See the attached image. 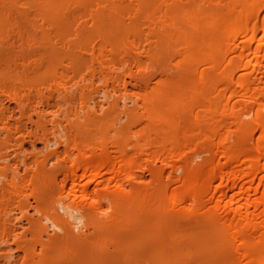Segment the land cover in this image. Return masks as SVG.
Returning <instances> with one entry per match:
<instances>
[{"label": "bare ground", "instance_id": "6f19581e", "mask_svg": "<svg viewBox=\"0 0 264 264\" xmlns=\"http://www.w3.org/2000/svg\"><path fill=\"white\" fill-rule=\"evenodd\" d=\"M87 1L85 3H88ZM136 1L142 9L139 6L133 8L134 3L132 7L129 6L131 3L127 5L125 0L119 2L103 0L104 6L107 3L103 8V10L107 9V16L104 17L108 18L111 24L109 28L104 29L106 34L101 31L103 33L101 35L110 39L109 43L106 41L108 52H119V55L121 52V58L124 57V53L130 56L129 52L140 48L138 45L140 46L141 40L137 42L134 38H137L135 35L141 36L142 33L139 32L138 27H141L139 21H145L144 26L147 25L148 28V34L145 35L148 37L144 40H147L145 45L148 50L143 48L148 51L146 55L148 58L144 57L147 61L139 60L137 56L136 58L130 56L132 66L128 64L129 68L126 72L129 80L145 88L142 87V95L134 93V96L137 95L134 100L128 98V101H135L134 107L131 105L133 108L130 106L128 108L125 104L122 106L124 109L115 107L114 99L111 103V100H106L111 98L106 93L102 98L105 99L107 96L105 99L107 102L103 99L101 101H104L105 105L109 102L112 108L104 113L99 110L102 106L98 105L99 100L98 103L95 102L100 114L102 112L106 115L114 113V110L117 112L124 110L127 131L130 134L129 138L131 137L127 141L131 143V139L134 140L136 137L134 140L136 142L131 143L135 149L132 150L135 151L134 155L129 154L131 149L127 150L129 147L132 148L128 142L126 149L124 148L126 154L129 152L127 155L119 143L107 142L106 138L100 141L99 153H96L98 147H94L88 138H84L86 140L70 138L71 141L68 140L66 143L69 144L66 145L76 154L69 152V149L66 150L63 159L65 170H61L64 172L62 175L65 174V179L55 190L57 198L52 201V208L66 197L68 203L62 202V204L66 208L74 207L75 213L78 214V217H75L78 223L82 221L86 229H96L100 233L109 232L110 241L117 238L113 237L116 235L113 229L118 223L121 226L118 227L123 232V229H129L131 226V218H138L140 222L136 221L137 219H133V222L136 221L138 226L141 224V227L146 225L148 229L150 226L153 227V237L164 235V241L161 237L162 240L157 239L160 241L159 244L152 237L159 245L156 249H160V252L155 249L153 256H156V252L162 254L161 256L157 254V257H162L163 260L157 258V261H160L158 264L161 262L165 264L164 261L170 264L168 260L178 257L177 254L174 255L179 252L172 246L171 242L174 239L172 237V240L170 236L183 233L180 232V228L183 229L182 226L185 224L177 225L180 220L178 222L176 219L174 222V216L181 214L182 217L183 214L189 218L192 213L203 211L207 213V220L199 222L198 220L202 218L198 219V215L193 214L196 215L193 217H196L197 221L192 217V221L194 219L195 222L190 223L189 219L184 220L185 217H182L183 223L187 226L191 225L190 230L195 233L191 235L189 230L191 236L188 237H192L190 240L196 243V248L192 249L193 252L187 250V255L182 258H185V261L181 263L264 264V0H135V3ZM100 2L103 3L102 0L96 5L94 3L96 7L99 6L96 11L89 10L92 11L90 22L93 21L95 24L96 22L98 24L99 19L105 15L100 12L101 8L98 5ZM50 4L48 5L52 6ZM53 7L49 8L55 9V5ZM53 13L51 17L56 16L54 14L57 12ZM62 21L65 22V17ZM126 21L129 22V26L124 25ZM106 22L105 24L108 25L109 22ZM144 61L146 63L143 64ZM166 62L173 64V68H165L167 66L164 67L163 63ZM149 70L156 72H152V75ZM148 71L151 73L150 76ZM160 74L171 75V78H162ZM152 81L155 85L150 88L149 84ZM131 94H129L130 98L133 96ZM108 105H106L108 108L111 107ZM87 106L83 111L84 116H94L95 112L97 115L94 104V107L92 106L94 110ZM118 108L120 110H117ZM80 109L83 110V107ZM119 113L121 112L116 114ZM245 117L250 119L248 118L247 121ZM90 121L93 123L94 118ZM136 153L138 158L135 157ZM195 157L200 158V161L197 162ZM155 160H160L163 165L157 167L154 165ZM138 170L142 173L139 174ZM175 172L178 174H174ZM145 174L148 175L149 180L145 179ZM55 181L56 177L52 176L48 183ZM126 181L129 184H125ZM49 185L42 188L38 185L27 194L38 202L41 195L52 192ZM23 188H19L21 190L17 192V196L26 195L27 191ZM106 205L110 206V214L108 217L105 216V220H98L97 213L100 211L107 213L105 208L103 209ZM203 212L200 214L205 215ZM56 213L50 216L51 223L63 230L68 238V234L72 232L68 218H72L73 215L70 213L65 217ZM165 216L170 217L168 221L161 220L160 217L165 218ZM133 225L135 223L131 227V230L134 228L132 236L137 234L134 239L141 238L140 228ZM109 228L112 232L108 230ZM136 229L139 232L135 233ZM159 229L168 233L159 235L157 233ZM142 230L148 232L145 231L147 228ZM132 236H129L131 239L129 247L127 246L129 253L124 251L128 256L133 255L135 244H138L137 239L135 242ZM69 240L66 239L65 242L71 243ZM166 240L167 245H164ZM168 244L174 251L176 250L173 251L174 254L167 251ZM81 251L84 253L83 250ZM61 255L62 253L58 254L57 260L63 256ZM178 262L177 260V264L180 263Z\"/></svg>", "mask_w": 264, "mask_h": 264}, {"label": "rangeland", "instance_id": "374dc122", "mask_svg": "<svg viewBox=\"0 0 264 264\" xmlns=\"http://www.w3.org/2000/svg\"><path fill=\"white\" fill-rule=\"evenodd\" d=\"M86 1L87 0H73L72 2L69 0H0V264H158L160 261H157V258L158 260L161 259V261H163L162 257H157V254L158 256H161L162 254L160 253L161 255H159L160 249L158 250L156 248H158L157 246H159L158 244L160 242L157 239L163 238L164 241V235L162 234L164 233V231L162 232L164 228L159 229L157 232L159 235L162 234L163 236L161 237L157 234V237H159L156 238V235L153 237V227L150 226V229L153 228L150 230L146 225L143 226L144 228L141 227V224L138 226L139 224L136 222L138 221V218H136L137 220L131 218L130 222H132L130 223V230L127 228L123 229L122 232V229L119 228L121 226L118 222L119 227L115 226L114 229L111 227L113 233L115 231L114 234H116L113 235V237H117L116 239L118 240L114 239L117 242L113 239L110 241L109 232L107 233V231H104L100 233L96 229H86L82 221V223H78L75 219V217H78V214L75 213L74 207H64V204L69 201L66 197L62 198V201L60 200L61 203L56 204V206L52 208V201H55V198H57V196L55 197V195H57L55 190L59 187L58 185H61L62 180L65 179V174L62 175L63 171L61 172V170L65 168L63 159L66 156V150L69 149L66 145L69 143L66 142L70 140V138L71 140L72 138H79V140H86L84 138H88L89 141H92L94 147H98L96 153H99V143L102 139L106 138L105 140H107V142L119 143L122 149H126V145L130 143L128 141L131 137L129 138L130 134L128 133L129 131H127L128 125L126 126L125 120L127 118L123 114L124 110H120L119 108L124 109V107L122 108L124 104L128 106V108L129 106L131 108L135 102L132 100L137 96H134V93L142 95V87L145 88V86L141 84L139 85V83L133 82V80H129L126 76L127 68L132 66L130 64L132 57L130 56H137L139 60H145V58H148L146 56L148 54V49L147 45H145L147 43H145V41L147 40H144L148 37L146 36L148 34L147 25L146 27L144 26L145 21H139V26L141 27L138 28H140L139 32L142 33L141 36H138V34L137 36L135 35L137 38H134L137 42L138 40H141L140 46L138 45L140 48L136 51L129 52L130 56L128 53H124V57L121 58V52L120 55L118 54L119 52H108L109 49L106 46L110 39H107L109 38L108 36L103 37L101 35L103 34L101 31L104 32V29L109 28V24H111V22L107 20L108 18L106 19L104 17L107 16V9L103 10V8L107 6V3L104 6L105 3L102 0L103 3H100L103 6H101L100 3L98 4L102 10H100V12L105 14L101 17L102 19L104 18L105 21L99 19L98 24L96 22L97 26H95L96 24L93 21H91L92 23L90 22V13L92 14V11L89 10H93V12L96 11L99 6H97V8L95 5L101 0H96L98 2L88 0L87 2H91L90 4L85 3ZM106 1L119 2L120 0ZM76 2L78 3L76 4ZM136 2L137 3H135V0L134 2L131 0L130 2L129 0H125V3H128L127 5L131 3L129 5L131 6L134 3V6L136 5L137 7L133 6V8H138L139 6V8L142 9V6H140L138 1ZM49 3H51L50 5L52 6H49ZM72 3L73 5H71ZM82 3L85 5H82ZM53 4L55 5V9H53ZM46 6L48 7L47 9L53 11L49 12V10L46 9ZM49 7L53 8L50 9ZM42 9H44L43 12ZM61 9L63 11L60 12L59 10ZM54 11L59 14L57 15ZM52 13L56 16L51 17ZM63 15H65L66 24L65 22L62 23V20H64ZM53 17H57V19L54 20ZM59 18L63 19L59 20ZM77 18L79 19L77 20ZM70 19L72 20L70 21ZM106 21L109 22L108 25L105 24ZM126 22L124 25L129 26V22ZM99 24L103 26L102 29ZM92 26L94 28H92ZM105 26L106 28H104ZM64 29L66 32H64ZM45 46H47V48ZM96 58H99L100 62L99 60H96ZM145 61L143 64L146 63ZM103 63L110 66L106 67ZM128 64L130 65L128 66ZM163 64L164 67L167 66L165 68H173V64L171 63L168 64L166 62ZM150 72L155 73L156 71L154 70ZM150 72L149 76L151 74ZM159 76H162V78H171V75L160 74ZM153 82L154 81L149 84V87L151 86L150 88L154 87L155 83ZM125 83L126 85L124 86ZM143 91L145 90L143 89ZM104 93L111 97L109 99L107 98V95V99L105 98L108 101L111 100L110 103L112 102V99H114L113 104L115 107H119L117 110H120L118 112L121 113L116 114L118 113L116 110L112 113L111 111L113 110H110L112 113H109L110 116H107L109 114L104 115L105 111H108L107 109L112 108L109 102L108 104L111 107L108 108L106 106L108 104L105 105V102L101 101L102 99L105 100L102 98V96L105 95ZM129 94L133 95L132 98H130ZM128 98L132 100L128 101ZM97 101L99 102V106L102 105L100 106V109L98 107L96 108ZM245 103L248 104L249 102ZM85 106L88 108L90 106V109H93L94 107L95 111L98 112L99 110H102L104 113L101 112L100 114L98 112L96 115L95 112L96 116H84L85 114L83 111L85 110ZM81 107H83V110L80 109ZM92 112L90 114H92ZM86 117L87 119H89V117L91 118L87 120ZM92 117L94 118V124L90 121L93 119ZM245 118H247V121L248 118L250 119V117ZM88 125L90 126L87 128ZM92 125L94 126L90 129ZM134 140H136V137ZM134 140L131 139L132 144L136 142ZM124 142L126 144H124ZM122 145H125V147ZM131 147L132 148H127V150L129 151L131 149L130 151L133 154L131 152L129 153L127 150L126 151L133 156L135 152L132 151L134 146L132 145ZM69 152H72L74 155L76 154V152L71 150ZM135 157L138 158L137 153ZM195 159L197 162L200 161V158L198 157H195ZM195 159L194 162H196ZM140 161H142L141 158ZM141 164H143V162ZM154 165L161 167L163 164L160 160H155ZM174 174H178V172H175ZM146 175L147 174L144 176L145 179L149 180L148 175ZM52 176L56 177V181L54 183H48ZM47 184H50L49 188H51L52 192L41 195L38 202H35L32 196L29 197L28 194L30 193V190L32 191L36 189L38 185L40 188H42V186L47 187ZM125 184L129 183L126 181ZM19 188L25 189L27 191L25 193L27 196H17V192L21 190ZM62 202L65 203L62 204ZM106 206H104L103 209L105 208V212L107 213L101 211L97 213L98 220H105V218L108 217V214H110V206ZM202 212L203 211L192 213L188 216L189 218L182 214V217H185L184 220L186 218L189 219L190 223H193L194 219L197 221V218L193 217L196 215L193 214H197L198 219L202 218L201 220H198L199 222L207 220V213L203 212L205 215L200 214ZM54 213L65 217L70 213L73 215L72 218H68L70 223L69 228L71 227L70 232L72 231L68 234V238L63 230H60L51 223L50 216ZM180 215H177L178 218H176L177 216H174V219L172 217L171 220L173 219L174 222L176 219H178L176 220L178 222L180 220V223L176 222L177 225L185 224V226H182L183 229L180 228L181 230H177H180V232L183 231L185 235H188H186L187 237L183 233H179L180 235L173 234L174 236L169 235L171 239L173 237L174 240H172L176 243H173L172 240L169 241H172V246L179 252V254L177 252L174 254L176 250L174 251L172 249L173 247H170L171 243L168 244L170 248H167L166 246L168 249L167 251H171L175 256L178 255V259L172 257L173 261L171 260L172 258L168 260V263L170 264H177V260L180 262H178L179 264H184L181 262L185 259L182 258L187 255V250L193 252L194 248H196V243L193 240H190L192 237H188L195 233H193V230H190L191 225L187 226L186 223H183ZM192 217L194 218L193 221L191 219ZM160 218L163 221H168L170 217L167 218V216H165V218ZM133 219L136 221L133 222ZM133 223L136 225L133 226L138 227V229L140 228V232L138 229H136L137 231L135 232H139L141 236V238H135L137 239V242L134 239V236L136 237L137 234H133L132 236L134 228L131 230V227ZM145 227L147 228L145 231L148 232L142 230L146 229ZM108 230L112 232L110 228ZM189 230L191 231V235H189ZM143 233L144 235H147L144 236ZM154 233L156 234V232ZM167 233L168 232L164 234ZM141 234L143 235V238ZM129 236H132L134 241L138 244H135L134 249L132 248L133 255L129 254L128 256L124 251H128L129 241L131 239H129ZM152 237L156 239V243L158 244L155 243V239L153 240ZM66 239H70L69 241L71 243L67 244V242H65ZM111 242L113 244H111ZM162 242L160 245H162ZM131 243L133 244V242H130V244ZM166 243L167 240L164 245ZM57 247L59 249H57ZM80 249L83 250L84 253ZM129 249L131 251V248ZM155 249L159 252H156V256H153V251ZM76 250H78V253ZM141 251H145L143 252L144 254L141 253ZM60 253H62L63 256L61 255L62 257L57 260V256ZM82 253L83 257L81 256ZM72 258L76 262H74ZM174 259L176 262H174ZM164 262L167 264V261Z\"/></svg>", "mask_w": 264, "mask_h": 264}]
</instances>
